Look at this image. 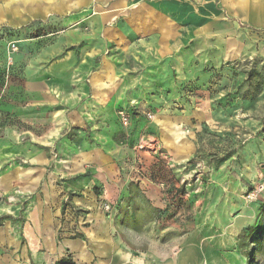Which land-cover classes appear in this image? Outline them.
<instances>
[{
	"label": "rangeland",
	"instance_id": "1",
	"mask_svg": "<svg viewBox=\"0 0 264 264\" xmlns=\"http://www.w3.org/2000/svg\"><path fill=\"white\" fill-rule=\"evenodd\" d=\"M117 1L123 3L115 8ZM140 1L104 0L98 6L97 0H0V16L4 18L0 22V67L8 58L10 75L16 53L21 67L43 70L49 82L60 87L49 95L44 108L29 111L28 116L49 120L52 131L57 130L49 151L55 163L62 143L69 139L80 147H92L95 131L100 137L109 132L118 144L130 142L144 125H139V131L136 123L126 127L118 111L132 105V112L142 120L143 116L148 120L144 112H151L156 130L144 136L158 139L161 150L174 159L183 183L187 179L192 183L190 188L200 187L201 191L204 177L210 178L213 168L219 167L225 168L228 179L241 182L240 175L246 178L252 168L247 149L255 153L257 169L264 161V26H253L238 15H225L236 30L228 29L223 36L233 40L240 53L227 60L223 70L209 65L202 68L203 72L211 71L207 95L212 99V110L205 111L212 119L205 121L203 114L195 116L194 111L196 102L207 95L197 92L202 87L187 77V65L190 59L201 61L209 54V47V52H204V43L210 44L209 40L218 36L189 29L187 20L193 15L178 13L171 1L139 5ZM9 41H15V52L8 53L5 45ZM3 74L0 69V81H7V108L0 113V149L17 152L29 142L25 133L21 134L24 137L14 136L17 123L36 133L41 129L28 125L17 113V101L20 106L28 105L22 88L25 77L15 72L14 78L8 75L1 79ZM81 90L84 92L79 94ZM65 124L68 128L62 130ZM7 161L2 165L18 159ZM196 176L200 178L194 181ZM182 185L180 190L184 191ZM261 197L255 222L247 230V235L255 230L258 236L252 242L247 237L244 243L245 253L259 248L254 259H249L251 264H264V192Z\"/></svg>",
	"mask_w": 264,
	"mask_h": 264
},
{
	"label": "crops",
	"instance_id": "2",
	"mask_svg": "<svg viewBox=\"0 0 264 264\" xmlns=\"http://www.w3.org/2000/svg\"><path fill=\"white\" fill-rule=\"evenodd\" d=\"M102 1L97 0L98 6ZM170 1L178 13L193 15L187 20L189 29L218 36L204 43V52L209 49V54L201 61L190 59L187 65V77L202 87L198 93L207 95L211 71L202 68L209 65L223 70L222 65L240 53L234 41L223 36L228 29L236 30L225 15H238L263 27L264 0H141L139 5ZM122 3L117 1L114 7ZM3 19L0 16V22ZM13 56L16 59L18 54ZM15 59L10 75L14 78L16 72L25 77L22 88L28 104L20 106L17 101V113L22 121L41 130L36 133L17 123L14 136L27 134V146L17 152L0 149V264H59L61 259L73 264H249L241 234L255 222L257 202L243 195L264 175V161L260 173L250 148L251 173L246 178L240 175L241 182L228 179L225 168L219 167L213 168L210 178L204 177L201 191L200 187L189 188L165 149L150 154L135 148L137 138L153 133L157 123L144 116L140 119L132 105H127L123 109L129 119L126 127L136 123L139 131L143 124L142 133L127 144H118L109 132L100 137L95 131V145L84 148L68 139L57 148L60 159L55 163L49 151L57 130L52 131L49 120L28 116L29 111L44 108L49 95L60 87L52 85L43 70L30 65L23 68ZM0 69L4 71L5 65ZM211 100L208 95L199 99L194 115L212 119L205 111L212 110ZM4 104L3 98L0 113L7 108ZM15 157L18 162L2 165ZM19 159L29 164L22 165ZM103 201L112 206L110 211L102 209ZM258 233L247 241L252 242Z\"/></svg>",
	"mask_w": 264,
	"mask_h": 264
},
{
	"label": "built area",
	"instance_id": "3",
	"mask_svg": "<svg viewBox=\"0 0 264 264\" xmlns=\"http://www.w3.org/2000/svg\"><path fill=\"white\" fill-rule=\"evenodd\" d=\"M6 49H7L8 53L15 52L17 50V45H16L15 41H9L6 45ZM10 64H11V61L7 58V61L5 64V69L3 71L4 72L3 78H8L9 71H10L9 70ZM6 87H7V81L5 80L0 84V103L5 96ZM144 114L149 120L152 118L151 112L147 111ZM118 115H119L121 123L123 125H127L128 120H129L127 113L124 112L123 110H120V111H118ZM135 148L138 151H144V152H149V153H153V154L161 151L160 142L158 141V139L156 137L151 136L150 134H147V136H143L135 144ZM199 178L200 177L196 176L194 181L199 180ZM184 183L189 188L192 184V183H190V180H188V179ZM263 192H264V176L261 178V180L256 182L250 189H248L244 193L243 197L249 202H253V201L256 202L258 199H260ZM102 209L105 211H110L112 209V206L108 202L103 201Z\"/></svg>",
	"mask_w": 264,
	"mask_h": 264
},
{
	"label": "trees",
	"instance_id": "4",
	"mask_svg": "<svg viewBox=\"0 0 264 264\" xmlns=\"http://www.w3.org/2000/svg\"><path fill=\"white\" fill-rule=\"evenodd\" d=\"M261 198L262 197H260V199H258L256 202H260L261 201ZM248 228L245 230V232L248 230ZM254 232H255V230L251 231V233L248 234V235L253 236L254 235ZM247 233H248V231L246 232V234L243 233V236H242L243 239H246L247 240V237H249V238L251 237V236H248ZM255 250H256V247H253V248H251V250L248 253L247 252L245 253L246 256H248V261H249V259H251V260L254 259V257H255ZM59 264H73V263L70 260H68V259H61L59 261ZM249 264H251V263L249 262Z\"/></svg>",
	"mask_w": 264,
	"mask_h": 264
}]
</instances>
